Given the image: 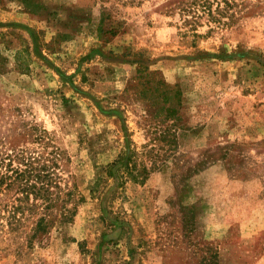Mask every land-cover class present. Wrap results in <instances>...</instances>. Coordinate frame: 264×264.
I'll use <instances>...</instances> for the list:
<instances>
[{"label":"rangeland","instance_id":"rangeland-1","mask_svg":"<svg viewBox=\"0 0 264 264\" xmlns=\"http://www.w3.org/2000/svg\"><path fill=\"white\" fill-rule=\"evenodd\" d=\"M30 1L0 0V175L45 188L0 186V264H264V0L198 36L171 0ZM130 150L154 168L124 189Z\"/></svg>","mask_w":264,"mask_h":264},{"label":"trees","instance_id":"trees-1","mask_svg":"<svg viewBox=\"0 0 264 264\" xmlns=\"http://www.w3.org/2000/svg\"><path fill=\"white\" fill-rule=\"evenodd\" d=\"M22 1L31 12H36L37 8L42 7L40 4L31 3L30 0ZM241 5L242 4L238 3L236 0H171L170 3L166 5V12L178 13L182 20L183 27L187 28L186 31L192 33L194 36H198L197 30L199 26L203 24V19H205L206 23L210 26L209 31H212L214 28L227 26L236 20L238 13L240 14L243 12V9L240 8ZM140 74V76L146 74V77L152 75L146 73L145 70H141ZM147 81L152 83L151 87L157 92L158 100H163L167 104L174 101L177 102V106L175 104H170L168 107H163V110L167 119L179 122L181 120L179 106L182 102V90L180 87L177 84L170 85L163 79H148ZM142 156L143 155L139 154L136 150L123 151L115 161L109 164V176L120 179L118 182L120 188L125 189L128 183L131 182L136 185L145 184L154 166L149 167ZM33 163L34 161L31 157L27 160L24 159L23 164L25 167L17 168L13 172L15 173L14 178L0 175V186H17L21 192L26 193L30 190H33V192L37 190V194H39L38 192H42L41 189H44L45 186L38 187L39 182L43 183V181L42 178H40V174L36 173ZM32 177L33 181L29 180V178L31 179ZM102 181L106 182L103 178H99L96 182L97 184L90 188L92 194L99 191ZM65 216L66 218H71L68 215ZM45 226L44 219H41L39 227L45 229Z\"/></svg>","mask_w":264,"mask_h":264}]
</instances>
